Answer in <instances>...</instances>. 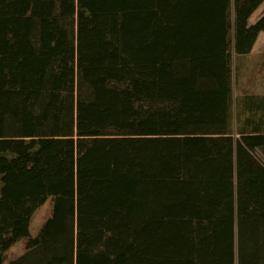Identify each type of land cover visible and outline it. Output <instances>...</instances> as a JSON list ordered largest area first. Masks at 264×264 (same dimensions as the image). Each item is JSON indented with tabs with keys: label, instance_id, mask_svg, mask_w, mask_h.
Segmentation results:
<instances>
[{
	"label": "trees",
	"instance_id": "obj_1",
	"mask_svg": "<svg viewBox=\"0 0 264 264\" xmlns=\"http://www.w3.org/2000/svg\"><path fill=\"white\" fill-rule=\"evenodd\" d=\"M263 1L0 0V264H264L230 70Z\"/></svg>",
	"mask_w": 264,
	"mask_h": 264
},
{
	"label": "rangeland",
	"instance_id": "obj_2",
	"mask_svg": "<svg viewBox=\"0 0 264 264\" xmlns=\"http://www.w3.org/2000/svg\"><path fill=\"white\" fill-rule=\"evenodd\" d=\"M232 98L231 129L238 135L240 131H250L256 125L264 130V99L260 94L264 84V50H255L252 53L236 55L232 53L230 61ZM264 160V156L257 152ZM52 201L38 207L30 220V234L36 236L50 216ZM26 239H20L3 254V264L19 257L25 252Z\"/></svg>",
	"mask_w": 264,
	"mask_h": 264
},
{
	"label": "crops",
	"instance_id": "obj_3",
	"mask_svg": "<svg viewBox=\"0 0 264 264\" xmlns=\"http://www.w3.org/2000/svg\"><path fill=\"white\" fill-rule=\"evenodd\" d=\"M264 13V1L254 10V12L248 18V25L254 24ZM264 50V30L260 31L252 45L251 50L248 53H252L255 50ZM234 53V52H233ZM235 54V53H234ZM236 55H244V54H236ZM262 92L260 94V99H264V84L262 85Z\"/></svg>",
	"mask_w": 264,
	"mask_h": 264
}]
</instances>
